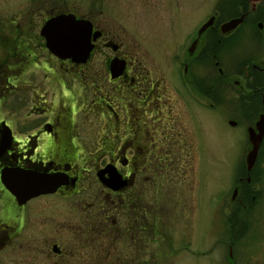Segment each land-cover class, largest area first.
<instances>
[{
  "label": "flooded vegetation",
  "instance_id": "af4514ba",
  "mask_svg": "<svg viewBox=\"0 0 264 264\" xmlns=\"http://www.w3.org/2000/svg\"><path fill=\"white\" fill-rule=\"evenodd\" d=\"M240 6L213 11L190 29L181 41L179 81L195 107L191 116L231 106L234 115H219L234 127L248 112L256 139L264 108V0ZM102 10L92 0H0V264H146L147 242L154 263L164 255L183 264L180 251L207 261L215 248L195 236L203 197L194 203L191 186L181 200L175 183L162 182L176 159L189 155L177 147L172 80L144 65ZM62 15L90 26L84 62L58 57L45 44L41 28ZM239 16L237 26L219 33L221 23ZM244 33L252 41L229 56L228 43ZM246 151L213 207L224 224L211 245L223 249L227 264H236L233 252L247 227L261 248L243 264H264V128L248 170Z\"/></svg>",
  "mask_w": 264,
  "mask_h": 264
},
{
  "label": "rangeland",
  "instance_id": "374dc122",
  "mask_svg": "<svg viewBox=\"0 0 264 264\" xmlns=\"http://www.w3.org/2000/svg\"><path fill=\"white\" fill-rule=\"evenodd\" d=\"M86 0H79V3ZM101 7L108 23L122 28L121 35L126 45L131 47L136 55H139L144 65L164 77L171 79L169 90L174 93L176 102L171 111L173 125L180 133V142L177 147L189 150L188 158H177L175 169L170 170L169 175L162 177V182L173 186L175 183L176 196L181 200L190 194L189 187L192 186V199L197 201L199 196L203 197L206 205L201 204L195 236L199 234L207 238L209 248L215 247L211 254L205 259L185 255L180 251L176 258L178 263L185 260L183 264H227L229 259H224L223 249L219 245H211L218 239L220 227L224 224L221 212L213 210L222 191L229 189L230 181L236 168L240 166L243 153L247 150L246 127L249 125L248 112L245 120H238L236 126H230L225 119L219 115H234L231 106H221L208 112L199 111L198 118L191 116L189 110L195 107L188 101L187 95L179 79L181 77V41L191 28H194L202 20L215 12L227 14L232 10V4L239 0H92ZM223 2L227 5L223 6ZM229 4V5H228ZM6 5V4H5ZM221 10V11H220ZM241 30H246L242 25ZM262 33V30H258ZM5 33L0 32L3 37ZM251 35L244 33L235 40L229 42L228 55L240 56L244 47L252 41ZM97 55V54H96ZM173 55L176 57L175 61ZM195 110V109H194ZM193 110V111H194ZM181 113L182 118L176 116ZM180 116V117H181ZM205 116V117H204ZM202 117V118H201ZM205 118V119H203ZM236 120V119H235ZM179 121V122H178ZM177 140V141H178ZM177 171V172H176ZM178 173L176 181H170ZM221 178V179H220ZM174 187V186H173ZM172 188H169V190ZM163 194L167 195L166 191ZM189 199V198H188ZM208 206V211H207ZM195 215V213H194ZM224 218V217H223ZM243 230V229H242ZM239 244L233 252L234 263H250L256 258L260 246L259 238L252 229L245 228ZM165 236L169 235L168 226L163 230ZM254 231L256 229L254 228ZM167 239V238H166ZM216 242V241H215ZM167 243L161 241L160 246ZM151 250H146V262L148 264H169L168 257L161 255L160 261L154 263L151 254L153 246L149 242L145 245ZM233 262V261H232ZM146 263V264H147Z\"/></svg>",
  "mask_w": 264,
  "mask_h": 264
},
{
  "label": "water",
  "instance_id": "95a60500",
  "mask_svg": "<svg viewBox=\"0 0 264 264\" xmlns=\"http://www.w3.org/2000/svg\"><path fill=\"white\" fill-rule=\"evenodd\" d=\"M251 3V8H254L255 4L259 0H247ZM213 17L208 18L198 30V34L203 31L207 26L212 24ZM242 21V16L231 18L219 26V33L224 34L232 30ZM258 27L260 24L258 23ZM57 29V30H56ZM41 35L45 38V44L47 48L58 57H70L76 59L78 62H84L88 57L90 44V26L84 20H75L73 16L62 15L50 18L40 31ZM117 67L120 71L121 65L116 61L111 62V71ZM230 125L234 124L233 120H229ZM264 128V108L259 115L256 122V129L258 130L257 138L254 137V130L251 127L246 128L247 140L250 144L249 149L245 154L246 169H250L255 159L258 138Z\"/></svg>",
  "mask_w": 264,
  "mask_h": 264
},
{
  "label": "trees",
  "instance_id": "16d2710c",
  "mask_svg": "<svg viewBox=\"0 0 264 264\" xmlns=\"http://www.w3.org/2000/svg\"><path fill=\"white\" fill-rule=\"evenodd\" d=\"M232 1H233V0H230V2H229L230 5H231V2H232ZM246 1H247V0H239V2H240V4H241V6H240V7H241V11L246 9ZM223 4H225V5H223V6H226V5H227L226 2H223ZM229 4H228V5H229ZM232 10H233V9H232ZM232 10H231V11H232ZM234 10H235V9H234ZM238 12H239V11H238ZM235 14H238V13L235 12Z\"/></svg>",
  "mask_w": 264,
  "mask_h": 264
}]
</instances>
